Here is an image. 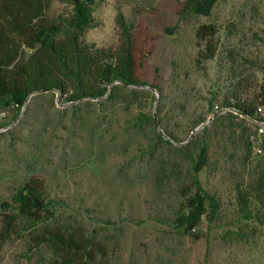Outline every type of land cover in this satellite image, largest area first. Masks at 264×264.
<instances>
[{
    "label": "rangeland",
    "instance_id": "obj_1",
    "mask_svg": "<svg viewBox=\"0 0 264 264\" xmlns=\"http://www.w3.org/2000/svg\"><path fill=\"white\" fill-rule=\"evenodd\" d=\"M92 1L84 43L117 48L122 21L146 29L156 39L149 72L162 93L121 91L81 103L42 93L1 106L0 227L22 185L42 176L45 222L83 227L105 246L103 264H264V224L244 220L236 199L264 162L246 139L258 128L226 107L237 87L256 93L263 83L264 0H218L207 15L186 20L172 0ZM75 10L58 1L51 12L70 19ZM207 25L216 30L217 54L203 62L196 33ZM155 115L162 124L154 128L146 117ZM202 154L198 179L221 208L182 234L176 218L192 204L195 190L186 189ZM52 263L46 248L0 239V264Z\"/></svg>",
    "mask_w": 264,
    "mask_h": 264
},
{
    "label": "trees",
    "instance_id": "obj_2",
    "mask_svg": "<svg viewBox=\"0 0 264 264\" xmlns=\"http://www.w3.org/2000/svg\"><path fill=\"white\" fill-rule=\"evenodd\" d=\"M62 1L73 5L75 16L56 17L52 8ZM176 13L186 20L207 15L218 0H172ZM92 0H0V107L10 102H23L36 94L60 95L66 103L91 102L102 98L114 99L121 91L141 92L155 90L162 93L158 77L151 76L148 60L156 39L146 29L133 30L123 23L120 42L115 49H99L82 40L87 27L89 5ZM214 26H201L197 39L205 44L200 61L216 57L217 45L210 41ZM263 83L256 93H247L242 87L232 93L226 107L234 109L245 119L258 125L260 112L264 113ZM247 97H243L246 96ZM157 126L155 116L146 117ZM244 119V120H245ZM145 123V121H143ZM159 125L162 121L158 120ZM155 128V127H154ZM257 133V132H256ZM192 135V134H191ZM157 136L171 145L161 134ZM169 138L171 134H166ZM250 133L247 143L253 146ZM264 156V136L262 139ZM195 142V141H194ZM204 154L194 162L193 178L187 192L195 190L187 213L176 218L182 234H192L203 217L218 215L221 204L201 187L198 169L205 162ZM237 206L244 220L264 224V162L249 186L237 189ZM48 210L46 181L42 176L28 179L14 198L13 211L4 215L0 239H22L30 250L46 248L53 257L52 264H103L107 257L105 246L89 236L81 226H58L45 222Z\"/></svg>",
    "mask_w": 264,
    "mask_h": 264
},
{
    "label": "built area",
    "instance_id": "obj_3",
    "mask_svg": "<svg viewBox=\"0 0 264 264\" xmlns=\"http://www.w3.org/2000/svg\"><path fill=\"white\" fill-rule=\"evenodd\" d=\"M263 136H264V124H260L259 127H258V130H257V133L256 135H253L251 137V141L256 144L257 146V152L259 154H262V149H261V145H262V139H263Z\"/></svg>",
    "mask_w": 264,
    "mask_h": 264
},
{
    "label": "water",
    "instance_id": "obj_4",
    "mask_svg": "<svg viewBox=\"0 0 264 264\" xmlns=\"http://www.w3.org/2000/svg\"><path fill=\"white\" fill-rule=\"evenodd\" d=\"M155 121H156V125H157V127H159V123H158V119H157V116L155 115ZM195 135V131L192 133V136H194Z\"/></svg>",
    "mask_w": 264,
    "mask_h": 264
}]
</instances>
